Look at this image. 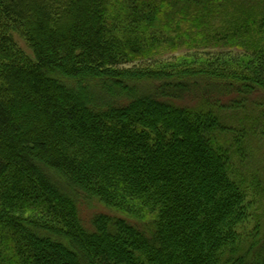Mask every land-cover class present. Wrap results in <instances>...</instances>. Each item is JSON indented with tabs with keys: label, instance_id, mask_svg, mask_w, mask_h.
I'll return each instance as SVG.
<instances>
[{
	"label": "trees",
	"instance_id": "trees-1",
	"mask_svg": "<svg viewBox=\"0 0 264 264\" xmlns=\"http://www.w3.org/2000/svg\"><path fill=\"white\" fill-rule=\"evenodd\" d=\"M237 1L0 0V264H264V128L219 104L264 93V1Z\"/></svg>",
	"mask_w": 264,
	"mask_h": 264
},
{
	"label": "rangeland",
	"instance_id": "rangeland-1",
	"mask_svg": "<svg viewBox=\"0 0 264 264\" xmlns=\"http://www.w3.org/2000/svg\"><path fill=\"white\" fill-rule=\"evenodd\" d=\"M237 1V0H235ZM244 0H240V2ZM249 2H252V0H247ZM262 1V0H261ZM264 1V0H263ZM238 2V1H237ZM242 2V4H243ZM248 4V3H247ZM238 7L241 6V4H237ZM212 10L209 9L205 16H211L209 19L208 24L209 27L205 28V32L208 35V44L204 47L200 46L203 45L201 43H198L196 47H202L209 50L219 49V48H229L230 45L227 43L226 39L219 40L220 36L228 31V27H232L229 25V19H231L229 13L231 11V7L227 3L226 7L224 9H220L219 7H216ZM216 16V17H215ZM213 23V24H212ZM225 23V24H224ZM207 24V25H208ZM231 31V30H230ZM229 33V32H228ZM217 38H216V36ZM13 42L17 45V47L25 53L29 58H32L33 54L31 51V48L29 47L26 40L23 38V36L18 32L14 31L12 32ZM148 86L144 84L139 85V93L146 92ZM239 105V108L229 104L231 101H234ZM194 103V102H193ZM192 103V104H193ZM227 103L228 107L222 111H220L223 120L228 125H236L239 121L248 123L252 120H254V124H257V129L264 128V93H252L247 96L245 95H236L235 93L232 94L230 97H226L220 100L219 104ZM232 106V107H231ZM236 108V109H233ZM257 135L252 136V139L249 142V146L246 147V151L248 152L247 160L243 162V166H246L249 168L255 167L261 174L264 175V137H260L258 133ZM255 155L254 161H250L251 155ZM248 170L243 172L245 176H248ZM251 198V197H250ZM80 208V215L83 220V223L85 225H89L90 219L93 215L98 213H106L110 215H115L111 212V210L105 208L104 205L97 204L96 202H92L89 206L87 204H84L82 202L78 203ZM254 210V216L251 217L249 221L248 227L252 226L255 223V220L257 221L260 217L262 222L264 221V192L262 191L261 197L258 195L255 200V205L252 207ZM134 222V221H132ZM136 223V222H134Z\"/></svg>",
	"mask_w": 264,
	"mask_h": 264
}]
</instances>
